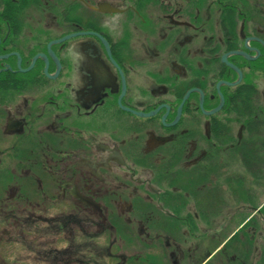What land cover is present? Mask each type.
Listing matches in <instances>:
<instances>
[{
	"label": "flooded vegetation",
	"instance_id": "flooded-vegetation-1",
	"mask_svg": "<svg viewBox=\"0 0 264 264\" xmlns=\"http://www.w3.org/2000/svg\"><path fill=\"white\" fill-rule=\"evenodd\" d=\"M261 163L264 0H0V264H255Z\"/></svg>",
	"mask_w": 264,
	"mask_h": 264
},
{
	"label": "rangeland",
	"instance_id": "rangeland-1",
	"mask_svg": "<svg viewBox=\"0 0 264 264\" xmlns=\"http://www.w3.org/2000/svg\"><path fill=\"white\" fill-rule=\"evenodd\" d=\"M262 162V160H261ZM229 170H228V174L227 175H230L232 177H236L237 174H240L242 173L241 171V166L240 164L238 166L234 165L232 163V160H230V165H229ZM246 173V172H245ZM263 175H264V164L261 163V167H260V183L263 182ZM246 174H244V177L246 178ZM256 184H257V181H256ZM258 187L257 185L255 186V199H254V207L258 208L259 206H261L263 203H264V188L261 189V192H258ZM249 213V212H248ZM251 213V212H250ZM249 213V214H250ZM243 214H247V213H243ZM248 215L244 216V218H246ZM256 226H258L256 224ZM260 251V254L262 255V252L264 254V243L263 245H261V249L259 250ZM255 264H262V261L259 260L257 261Z\"/></svg>",
	"mask_w": 264,
	"mask_h": 264
},
{
	"label": "trees",
	"instance_id": "trees-1",
	"mask_svg": "<svg viewBox=\"0 0 264 264\" xmlns=\"http://www.w3.org/2000/svg\"><path fill=\"white\" fill-rule=\"evenodd\" d=\"M255 148L257 149L258 146L256 145ZM241 153L243 155V161H244V164L246 166L247 165V161H249V159H247V157H246V153H247L246 145H244L243 152H241ZM257 160L258 159L255 157V159H254L255 163H256ZM255 180L256 181L258 180V176H255ZM261 216L264 218V206H263V208H261ZM261 261H262V264H264V254H263V252H262V255H261Z\"/></svg>",
	"mask_w": 264,
	"mask_h": 264
}]
</instances>
